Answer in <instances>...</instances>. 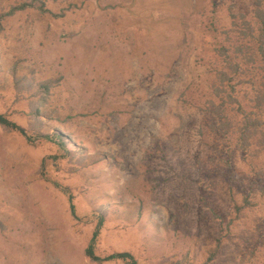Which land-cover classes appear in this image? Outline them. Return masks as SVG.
I'll return each instance as SVG.
<instances>
[{"label":"rangeland","instance_id":"1","mask_svg":"<svg viewBox=\"0 0 264 264\" xmlns=\"http://www.w3.org/2000/svg\"><path fill=\"white\" fill-rule=\"evenodd\" d=\"M25 2L0 18V112L32 138L0 125V264H98L100 212V256L264 264V177L212 127L233 0H0V16Z\"/></svg>","mask_w":264,"mask_h":264},{"label":"trees","instance_id":"2","mask_svg":"<svg viewBox=\"0 0 264 264\" xmlns=\"http://www.w3.org/2000/svg\"><path fill=\"white\" fill-rule=\"evenodd\" d=\"M240 1L242 0H233L228 4L231 26L224 31L225 37L223 41L219 40L215 49L219 65L213 71L215 73L213 94L219 98L217 109L219 110V122L217 121L212 127L214 130L222 129L221 134L223 137L225 136L223 143L225 150L231 152L232 148L236 149L255 175L262 179L264 177V0H254L252 19L247 18V13L238 11ZM38 3V9L45 12L43 2ZM32 6H35L33 2L13 6L0 18ZM233 35L236 36V39L233 38ZM221 37L219 36L218 39ZM9 69L16 84L19 85L21 79L25 77L26 69L22 70L24 72L21 74L22 78L16 76L13 66ZM47 85V82L37 83L35 89L43 88V91L47 92ZM24 87L31 89L32 86L27 83L25 86L22 85L21 89ZM249 95L252 97L247 98ZM45 99V96H42L39 98V102L44 104ZM40 111L37 104L36 107L30 109V113L35 119L41 115ZM38 124L42 125L41 122ZM0 125L25 136L29 141L32 140L26 129L8 119L1 112ZM40 133L37 135L57 142L68 152L64 137L60 133L55 131L51 134ZM99 158L102 159L103 154H99ZM225 161L228 160L225 159ZM69 199H72L71 195ZM245 200L244 206L236 205L237 211L251 205V202ZM70 206L72 213H75L71 202ZM97 218L91 240L84 250L85 256L98 264L110 261L140 264L130 252H114L106 256L95 253L94 241L100 235L101 227L105 222V214L100 212L97 214ZM215 253L216 251L209 253L207 262L212 260Z\"/></svg>","mask_w":264,"mask_h":264}]
</instances>
